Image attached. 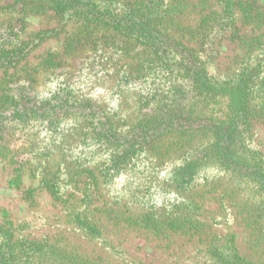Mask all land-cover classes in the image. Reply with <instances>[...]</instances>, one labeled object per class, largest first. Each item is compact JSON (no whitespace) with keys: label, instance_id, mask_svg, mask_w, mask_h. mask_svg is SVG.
Wrapping results in <instances>:
<instances>
[{"label":"rangeland","instance_id":"rangeland-1","mask_svg":"<svg viewBox=\"0 0 264 264\" xmlns=\"http://www.w3.org/2000/svg\"><path fill=\"white\" fill-rule=\"evenodd\" d=\"M118 1L132 6L135 19H143L149 23L150 29H147V32H144V29L139 32L145 33L152 38L151 40L144 42L139 32L134 33L133 25L131 27L129 23L130 27L122 29L106 22L101 16L91 15L90 10L104 14L112 13L116 6L113 0H92L91 3L78 0L73 3L75 8H72L68 17H63L57 4L51 0H0V31H3L1 30L3 28L11 35L0 48L6 57L13 56L11 59L14 60L12 63L8 61V64H0V96L4 94L2 88L7 89V86H13L17 81L28 78L24 82L32 89L31 97H34L32 102L36 100V112L34 103H31L29 106L25 105L15 115L17 121L20 119L23 122L19 129L21 134L17 130L18 135H22L17 142L18 152L14 158L9 154L0 155V220L3 219L4 209L8 212L6 219L13 220V224L22 231V235L29 238L49 237L55 241L59 239L64 244L69 238L80 245L81 251L100 255L105 264H197L207 261L203 253H196L197 250L186 238L175 237L166 246L167 239H161L134 227L122 228L121 225H115L117 222L109 220L105 214L102 216L101 227H106L104 236L106 235L107 239L98 237L97 232L91 234L93 236L91 239H87L83 234H73L69 229L71 224L65 213L68 206L63 202L70 196L71 202L83 197L78 189V186H83V181H94L97 184V191L91 192V198H94L91 207H100L98 215L102 214V206H107L99 190L104 191L112 203L125 202L133 213L147 209L159 211L161 208L181 202L179 190L174 182L177 173L175 163L181 161L183 165L189 155L183 156L179 151V144H174V141L179 139L177 136H171L167 130L150 125L169 118L175 114L173 112L184 117L193 113L207 118V123L228 120L231 112L226 96L218 97L216 100L195 98L185 107L175 105L177 100L174 101L171 97V86L187 78V75L183 71L184 67L170 65V49L161 43V38L170 34L174 36L176 32L169 28V25H174L172 22L174 17L182 19L181 29H186L185 26L188 25L195 30L191 29L187 34L181 29L178 30V34L179 32L182 34L181 41L199 50L201 32L207 30L201 28L200 8L190 5L186 9L172 10V6L176 4L174 0ZM255 1L260 11L264 12V0ZM209 5L217 11L223 10L221 0H209ZM241 14L235 12L230 17L240 28L239 34L247 32L249 35H258L262 32V28H255L256 19H243ZM223 20L226 23V19ZM245 20L248 23L244 24ZM224 25L221 35L215 38V49L218 54L208 64V69L220 76L232 77L234 73L243 69L250 71L260 63L253 81L254 89H257L264 78V45L263 50L254 51L243 60L241 57L245 50L232 39L231 27L225 28ZM12 28L14 33L11 32ZM167 49L168 54L165 53ZM258 52L260 53L255 56L254 54ZM211 54L212 52L206 51L201 53V56L208 60ZM158 65H162L165 70ZM85 68L91 81L90 86L85 90L74 89L73 85L79 81ZM144 68L147 70L144 71ZM141 75L143 76L139 77ZM61 77L63 78L61 86L50 98L43 101L37 99L42 86L53 78ZM179 84L186 93L192 89L188 82ZM96 88H103L105 93L93 98L91 94ZM6 96L0 97V102L11 101V96ZM105 96L108 97L107 100ZM113 99L118 101L115 109L111 107ZM82 100H87L89 107L94 112L98 110V114L87 118L81 117L77 104ZM255 100L256 98L254 103ZM144 104L147 105L146 108L142 106ZM148 109L154 111L148 112ZM69 118L79 123L77 129L66 133L58 131L60 123ZM37 126L39 130L46 129L52 133L50 143L45 144L39 136V131L33 130ZM107 128L110 130L107 131ZM140 131L147 132V136H142L141 142L137 143L128 139L123 142L122 138L121 144L108 138L113 134L129 135L130 138ZM207 132L208 135L211 134L210 130ZM248 134L246 136L249 137V141L245 136L242 153L246 157L257 152L264 154L263 117L259 115L252 117ZM57 135L63 137L60 143H56ZM26 138L29 145L25 144V147L27 146V149L36 156L37 166L54 165L60 161L58 164L60 171L55 179L44 183L26 167L20 169L19 166L22 165L20 163L24 162L23 158L26 155L23 144ZM89 138L100 147L87 159L73 158L70 150L78 144L85 143ZM193 145L195 143L187 144ZM130 147L133 148L131 154L122 156V152ZM105 151L111 153L110 162L91 163L95 156ZM141 153H147V158L151 162V171L146 177L143 173L134 171L133 161L138 159ZM25 165L34 167L33 163L31 166ZM121 165L123 168L116 170V167ZM166 165H173L171 179L162 181L158 179V172ZM209 170L214 174L209 175ZM20 171L21 180L14 181ZM121 172L141 177V182L135 187L131 183L126 185L122 189L127 191L125 197L110 195L108 186L113 176H118ZM231 175L232 173L225 172L222 166L214 164L200 171L197 181L203 183L206 180H229L231 186L241 188L243 191L241 197L245 198L249 205L253 201L255 204L264 205V189L256 191L257 187L247 184L245 174ZM154 185L163 193H175V199L172 201L165 199L160 206H156L151 202V188ZM30 188L33 191L26 193ZM217 195L220 194L214 192L200 199L202 205L200 213L206 216L202 218L209 220L216 235L234 241L239 253L245 258L253 261L264 259V252L259 250L261 243L257 235L259 232L264 237V218L261 217L264 210L248 214V207H245V203L239 198L234 197L231 205ZM91 198H87L88 202ZM179 207L177 208L179 211L183 210L184 204ZM74 223L77 225V222ZM73 226L76 227L75 224ZM27 252L30 255L33 251ZM24 259L22 261L25 262ZM46 263L42 260L39 264ZM207 264H211L210 261H207Z\"/></svg>","mask_w":264,"mask_h":264},{"label":"trees","instance_id":"trees-1","mask_svg":"<svg viewBox=\"0 0 264 264\" xmlns=\"http://www.w3.org/2000/svg\"><path fill=\"white\" fill-rule=\"evenodd\" d=\"M51 1L57 4L63 17H68L72 8H75L73 7V3L78 0ZM81 1L84 3L92 2V0ZM174 1H176V4L172 6V10L186 9L190 5L200 8L201 28L207 29L204 33L201 32L202 39H199V50L187 46L184 41H181L182 34L181 32L178 34V30L182 27L180 24V22H183L182 19H174V17L172 22L175 26H178L169 25V28L174 29L176 32L174 36L169 33L170 36L165 35L161 38V43L170 49V65L184 67L185 70L183 71L187 75V78L171 86V97L174 98V101L177 100L174 104H180L185 107L189 104V101L191 102L195 98L199 99V97H202L204 100H216L218 97L226 96L229 100V109L231 110L229 118L224 121L215 120L207 123V118H202L193 113L184 117L177 112H173L175 114L169 118L150 125L167 130L171 133V136H177L179 139L174 141V144H179L178 148L183 156L187 157L189 155L185 159L186 162L182 166L177 167L176 177L174 178L177 190H179L180 199H182L181 202H176L170 207L161 208L159 211L147 209L133 213L125 202L118 201L117 203H112L107 199V194L99 190L100 196L107 206H102V214L98 215L100 207H91L92 200H94L93 197L91 198V195L97 191V184L94 181H83V186H78L83 197L76 199L77 201L75 202H71L72 196H70L69 199L63 202L68 206L65 209V213L69 224H71L69 229L73 234H83V237L87 239H91L93 237L91 234L96 232L98 233V237L107 239L106 235L104 236L106 227H101L103 226L102 216L105 214L109 220L117 222L115 225H121L122 228L134 227L146 233H152L161 239H167L166 246L175 237L186 238L193 244V247L197 250L196 253H203L204 259L206 258L211 264H264V259L262 258H259L258 261L245 258L239 253L237 244L234 241L214 233L209 220L202 218L206 216L200 213L202 206L200 199L207 194L217 192L220 194L217 195L219 198L222 200L226 199L233 205V198H239V200L245 203V207H248V214L255 211H263L264 205L261 203L255 204V201L249 205L244 200L245 198L241 197L243 195L241 188L231 186L229 180H206L203 183H198L197 181L200 171L211 165L218 164L225 169V172H231V176L237 175V173L245 174L247 177L246 183L255 188L257 187L256 191L264 189V154L257 152L249 155L250 157H246L242 153L244 151L245 136L249 132L252 117L259 115L264 119V78L257 89H254L255 84L253 82L260 63H258L256 68L252 67L250 71L243 69L234 73L232 77L220 76L208 69V64L218 54V51L215 49V38L221 35L224 24L225 28L231 27L232 39L236 40L237 44L245 50L241 59L244 60L254 53V51L262 49L264 45V12L260 11V7L256 5L255 0H221L223 4L222 11H217L213 7H210L209 0H198L197 2H192V0ZM113 3L116 6L110 14L94 12L92 10H90V13L92 16H101L106 22L122 29L130 27V25L132 27L133 25L134 33H138L143 29L144 32H147V29H150L148 28V22L143 19L134 18L131 5L118 0H113ZM208 9L209 11L207 12L206 10ZM235 12H241L243 19H256L255 28H262V32L258 35H249L247 32L239 34L240 28L234 23L233 19H230ZM223 19H226V23H224ZM243 23H248V21L245 20ZM185 28L181 29L185 34L189 33L191 29L195 30V28H191L188 25ZM1 30L3 31H0V46L4 44L5 40L11 38L8 31L3 28ZM11 32L14 33V28H12ZM138 34L146 43L152 39L143 32H139ZM206 51L212 52L208 60L201 56V53H205ZM260 52L254 55L257 56ZM165 53H169L168 49ZM11 58L6 57L3 49L0 48V64L7 63L8 61V63L14 62ZM82 60L83 58H81ZM158 66L165 70L162 65ZM146 70L144 68V71ZM135 75L137 74H133V76ZM27 79L24 78L22 81H17L13 86H7V89L2 88L4 94L0 97L11 96V101L0 102V155L2 156L9 154L14 158L18 152L17 142L22 137L18 133L21 134L19 129L23 122L20 119L17 121V117L15 116L17 111L22 110L25 105L29 106V104L34 103L36 112V100L32 102L34 97H31L32 89L24 82ZM182 82H188L192 87L189 93H186L182 85L179 84ZM254 98H256V103H254ZM86 102L87 100H82V102L76 103L78 111L81 113L80 116L87 118L98 114V110L94 112ZM142 106L144 108L147 107L146 104ZM148 110V112L154 111V109ZM170 114L168 113V115ZM78 125L79 123L71 131L76 130ZM107 129V131L110 130V128ZM207 130H210L211 134L208 135ZM142 136L146 137L147 132H137L134 134V137L130 138L129 135L121 136L119 134L110 135L108 138L111 141L115 140L122 144V138L123 142L128 139L137 143L141 142L140 138ZM199 139L203 141H199ZM246 139L249 141V137L246 136ZM23 141L25 142L23 144L24 148H26L24 149L26 155L23 158L24 162L21 161L22 163H20L22 164L19 166L20 169L23 170L26 167L28 171L31 170V173L44 183L55 179L60 171L58 167L60 161L54 165L37 166L36 156L30 149H27V146L25 147V144L29 145L28 138ZM193 143L195 145L187 146V144ZM132 150V147L128 148L122 152V156L130 155ZM32 163L34 164L33 168L25 165L31 166ZM121 168H123V165L116 167V170ZM19 173L13 179L14 181L21 180L22 171ZM32 191L33 189L30 188L26 193ZM87 198H91L90 202H88ZM181 204H184V208L179 211L177 208H180L179 205ZM2 215L3 219L0 220V264H39L42 260L47 262L46 264H105V260L100 255L84 250L81 251L80 245L70 241L69 238L66 239L67 242L64 244L59 239L55 241L49 237H26L13 224V220L6 219V216H8L6 210H2ZM261 217L264 218V212L261 214ZM74 222H77V225ZM74 224L76 227L73 226ZM257 235L259 243H261L259 250L264 252V237L259 232H257ZM113 246L116 249V246ZM34 248L36 251H34ZM28 250H32L33 252L29 255ZM23 259L25 262L22 261ZM18 260L19 263H17ZM207 261L198 262L197 264H207Z\"/></svg>","mask_w":264,"mask_h":264},{"label":"clouds","instance_id":"clouds-1","mask_svg":"<svg viewBox=\"0 0 264 264\" xmlns=\"http://www.w3.org/2000/svg\"><path fill=\"white\" fill-rule=\"evenodd\" d=\"M63 78L61 77L60 79H51L46 85L42 86L41 89L39 90V94L37 99L38 100H45L50 98L51 95H53L58 87L61 86ZM90 78L87 73V69H83L81 72V76L79 81L73 85V88H79L82 90H85L88 86H90ZM105 93V90L103 88H96L95 91L91 94L93 98H96L99 95H102ZM105 99L107 100L108 97L105 96ZM117 100L113 99L111 101V107L113 109L116 108L117 105ZM77 126V121L69 118L67 120H64L60 123L58 131L62 132H68L71 129L75 128ZM34 131H39V136L40 138L44 141L45 144L51 142V137L52 133H50L48 130H39V127L33 129ZM61 135H57L55 140L56 143H60L62 140ZM100 145L93 142L90 138L85 141V143H81L73 147L70 151L72 153L73 158H82V159H87L88 156L92 153H95L97 148H99ZM110 156L111 153L110 151H105L97 156H95L92 160L91 163H99L100 161H104L105 163L110 162ZM134 164V171L136 173H143L144 176L146 177L150 171H151V162L147 158V153H141L139 154V158L133 161ZM176 167L182 166L181 161H177L175 163ZM173 165H166L163 169L159 170L158 172V179L162 181H168L171 179V170H172ZM214 174L212 170H209V175ZM141 177H138L136 175L128 174L121 172L118 176H113L111 184L108 186L110 190V195L113 196H120V197H125L127 196V191L122 189L125 188L126 185L131 183L133 187L137 186L141 182ZM151 202L154 203L156 206H160L161 203L165 199L172 201L175 199L176 194L169 192V193H163L159 187L153 186L151 188Z\"/></svg>","mask_w":264,"mask_h":264}]
</instances>
